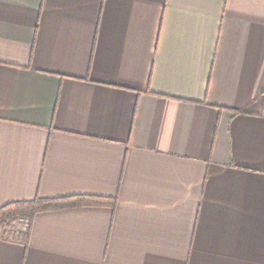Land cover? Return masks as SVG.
<instances>
[{"label": "crops", "instance_id": "0c3cea01", "mask_svg": "<svg viewBox=\"0 0 264 264\" xmlns=\"http://www.w3.org/2000/svg\"><path fill=\"white\" fill-rule=\"evenodd\" d=\"M0 264H264V0H0Z\"/></svg>", "mask_w": 264, "mask_h": 264}, {"label": "trees", "instance_id": "16d2710c", "mask_svg": "<svg viewBox=\"0 0 264 264\" xmlns=\"http://www.w3.org/2000/svg\"><path fill=\"white\" fill-rule=\"evenodd\" d=\"M112 199L91 196H74L58 199L38 198L29 202L8 204L0 209V227L15 221H21L26 228L17 237L27 242L34 217L42 212L78 207H113Z\"/></svg>", "mask_w": 264, "mask_h": 264}, {"label": "rangeland", "instance_id": "374dc122", "mask_svg": "<svg viewBox=\"0 0 264 264\" xmlns=\"http://www.w3.org/2000/svg\"><path fill=\"white\" fill-rule=\"evenodd\" d=\"M20 226L23 227V229L25 230L26 226L23 223H21L20 220L12 222V223H9L7 225H4V226L0 227V229L1 228L7 229V234L10 235V234H13L16 231H19L18 229H19Z\"/></svg>", "mask_w": 264, "mask_h": 264}]
</instances>
